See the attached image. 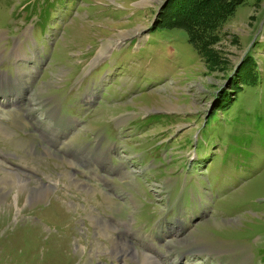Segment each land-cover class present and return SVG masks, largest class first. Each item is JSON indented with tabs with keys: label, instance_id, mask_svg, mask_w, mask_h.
I'll use <instances>...</instances> for the list:
<instances>
[{
	"label": "rangeland",
	"instance_id": "obj_1",
	"mask_svg": "<svg viewBox=\"0 0 264 264\" xmlns=\"http://www.w3.org/2000/svg\"><path fill=\"white\" fill-rule=\"evenodd\" d=\"M166 2L0 0V264H264V0Z\"/></svg>",
	"mask_w": 264,
	"mask_h": 264
},
{
	"label": "trees",
	"instance_id": "obj_2",
	"mask_svg": "<svg viewBox=\"0 0 264 264\" xmlns=\"http://www.w3.org/2000/svg\"><path fill=\"white\" fill-rule=\"evenodd\" d=\"M244 2L245 0H167L157 18L156 28L182 29L187 33L190 43L199 49H206L218 40V28L233 17ZM246 59L247 57L243 62ZM237 74L235 77H238ZM223 97L226 95L223 94ZM230 103L231 101L225 106L228 107Z\"/></svg>",
	"mask_w": 264,
	"mask_h": 264
}]
</instances>
